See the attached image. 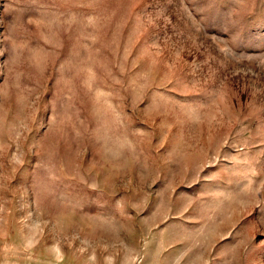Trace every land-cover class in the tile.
<instances>
[{
	"label": "rangeland",
	"instance_id": "rangeland-1",
	"mask_svg": "<svg viewBox=\"0 0 264 264\" xmlns=\"http://www.w3.org/2000/svg\"><path fill=\"white\" fill-rule=\"evenodd\" d=\"M0 264H264V0H0Z\"/></svg>",
	"mask_w": 264,
	"mask_h": 264
}]
</instances>
